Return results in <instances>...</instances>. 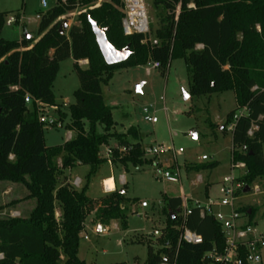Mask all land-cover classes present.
<instances>
[{"label": "trees", "instance_id": "obj_1", "mask_svg": "<svg viewBox=\"0 0 264 264\" xmlns=\"http://www.w3.org/2000/svg\"><path fill=\"white\" fill-rule=\"evenodd\" d=\"M98 2L58 0L41 14L38 38L30 40L25 35L18 41L5 40L9 13L0 12V182L21 185L27 191L23 200L0 206V213L11 209L0 218V253L4 255L0 264H86L78 252L86 220L93 214L102 225L118 221L128 230V215L135 201L126 197V187L123 193L116 190L97 199L87 195L90 179L108 161L101 157V147L112 139L117 143L114 163L126 170L128 164L139 167L147 163L142 159L144 146L136 128L127 134L112 133L117 123L102 93V85L124 68L159 62L166 70L173 60L183 59L190 95L234 92L237 107L227 115L223 132L227 133L234 116L247 108L231 132L233 161L246 164L247 173L241 179L246 187L259 180L264 187V0H153V7L161 11L157 29L151 30L157 44L144 43L143 35L124 34L122 0ZM74 13H78L77 23L61 34L62 18ZM90 20L107 29V39L117 50L130 46L126 62L105 63ZM68 59L74 60L80 81L75 103L68 108L67 128L76 136L63 145L48 147L45 124L39 120L36 105L26 104L25 97L56 107L64 121L67 114L56 106L53 85L60 64ZM80 61H87V66L82 67ZM98 126L103 133L97 132ZM253 127L257 130L249 136ZM120 148L127 152L120 154ZM78 165L90 169L86 186L81 191L59 186V177ZM26 200H35V208L27 216L11 217L12 209ZM164 203L168 225L157 239L159 247L152 239L147 242L146 264H212L205 256L213 250L223 253L226 247L221 226L213 217H202L193 206L183 220L175 221L170 212L181 211L182 199L166 198ZM240 212L253 223L257 210L247 207ZM183 228L201 236L203 243L181 241ZM239 264H247L245 251Z\"/></svg>", "mask_w": 264, "mask_h": 264}, {"label": "rangeland", "instance_id": "obj_2", "mask_svg": "<svg viewBox=\"0 0 264 264\" xmlns=\"http://www.w3.org/2000/svg\"><path fill=\"white\" fill-rule=\"evenodd\" d=\"M47 3L44 8L42 2ZM58 0H0V12H7L19 21L12 27L5 26L3 38L7 41H18L24 35V27L35 39L38 38L37 30L39 20L37 15L52 9ZM103 0H99L98 5ZM151 30L158 27L157 15L160 10L153 7V0H145ZM78 13L62 20H68V29L77 23ZM80 81L74 69V60L68 59L60 64V70L53 85L55 103L67 118L60 121L58 110H45L48 123L44 125L45 144L54 147L65 144L70 136H76L75 131L67 128L70 123L68 108L75 103L74 93L79 89ZM190 78L183 59H176L164 70L152 69V64L139 67L124 68L115 73L108 84L102 85L105 103L112 109L113 119L117 126L112 130L116 135L127 134L135 128L139 133V140L144 148L164 145L175 151L182 150L183 154L166 156L168 162L162 167L165 169L179 168L180 183L172 184L157 178L158 173L152 166L156 159L143 155L147 163L135 167L132 164L126 168L120 163L107 161L93 176L88 184L87 195L92 199L102 196L104 185L108 192L115 190L114 181L103 178L115 175L118 182L124 175L126 181L120 186L126 187V197L135 201L130 207L128 215V230L124 231L119 222L102 225L93 215L85 223V231L80 241L78 257L86 264H146L147 242L151 241L159 247L157 239L163 236L168 225V213L165 209L166 198L185 196L188 200L205 204L208 199H216L220 194V183L223 178L231 173L232 166V135L223 132L227 115L236 109L237 101L234 92L218 93L207 96L190 95ZM56 108V107H55ZM147 108L156 113L158 123L153 125L145 121L143 110ZM54 122V123H53ZM53 124V125H52ZM61 124V127L59 125ZM99 134L103 133L102 126L97 127ZM196 135L197 138L193 136ZM133 142L134 137L128 136ZM115 139L108 146L101 147V157L107 159V151L116 149ZM264 155V147H263ZM203 156L208 160L204 161ZM165 160V159H164ZM157 161V160H156ZM213 163L216 167L209 168ZM198 167L201 170H198ZM206 167V168H205ZM205 168V169H202ZM75 167L66 170L59 177V186H71L75 178L82 180V186L75 188L81 191L88 183L86 177L89 168H80L75 174ZM240 180L245 176L240 171ZM202 177V182L200 177ZM111 181L114 189L108 190L106 182ZM209 183L208 195L205 186ZM103 185V188H102ZM12 188V193L3 195ZM120 190V189H117ZM257 190V191H256ZM27 191L21 186L0 182V206L8 205L14 200H23ZM19 206L18 211L12 209L11 213L27 216L35 205V200H26ZM142 202H147L148 207L141 209ZM192 206V203H188ZM238 207L243 210L251 207L257 210L254 216V225L259 233L264 234V187L262 181L251 185L250 191L238 201ZM183 208L179 213H171L173 220H183ZM11 209L7 208L0 213V218L6 217ZM57 215L59 208L57 207ZM59 216V215H58ZM100 225V228H98ZM179 225V223H178ZM179 228V227H178ZM159 231V235H154ZM87 237L85 239L84 237ZM264 264V251L262 253Z\"/></svg>", "mask_w": 264, "mask_h": 264}, {"label": "built area", "instance_id": "obj_3", "mask_svg": "<svg viewBox=\"0 0 264 264\" xmlns=\"http://www.w3.org/2000/svg\"><path fill=\"white\" fill-rule=\"evenodd\" d=\"M65 1V0H64ZM125 17L122 21L123 31L126 36H132L135 34L143 35L145 37L144 43L148 41L152 44H157V40L151 38L150 20L148 16V9L145 0H122ZM44 8L47 7L45 1L42 2ZM41 15H37L36 19L40 20ZM19 21V18H15L13 15H7L5 19V26L12 27ZM80 63V62H79ZM152 69H161V63L152 62ZM25 103L30 105L34 103L39 112V120L41 123H48L46 115L43 114L45 110H56L55 107L48 106L40 101H33L32 98L27 95L25 97ZM248 112L247 108L241 109L234 116V123L229 127V132L233 131L235 122L246 115ZM143 116L146 122L150 124H157L158 119L156 113L150 109L145 108L143 110ZM54 123V122H53ZM53 125V124H52ZM61 127V124L59 125ZM257 127H253L248 135L252 136ZM246 148L242 149L245 152ZM127 152L126 148H120L119 153L123 154ZM113 149L107 151L108 162L111 163L113 156ZM183 151H175L173 148L165 147L164 145H155L144 148V155L146 157L156 159L153 162L156 172L159 174L157 178L172 184L180 183V171L179 168L170 167L165 169L162 167L165 162H168L166 156L172 155L173 158L177 159V156L182 155ZM163 159L165 162L159 161ZM165 159V160H164ZM204 161L208 160L207 156H203ZM240 171L243 175L247 173V167L244 162L233 161L232 155V166L231 173L224 177L220 183V194L216 199H208L205 204H201L198 201H192V206L200 210L202 217L210 216L221 226L223 234L226 239V247L223 253H219L216 250L209 252L205 258L212 264H239L240 255L242 251H245L247 264H262L264 251V234L259 233L254 223H250L249 216L240 212L238 207V201L241 197L245 196L246 186L240 180V175H236L235 172ZM201 180V178H200ZM81 179L75 178L71 185L74 188L81 187ZM105 187V186H104ZM257 191V190H256ZM182 212L183 218H185L190 209L189 200L183 196ZM148 207L147 202H142L141 208L145 209ZM11 217H19L18 213H11ZM154 235L158 236L159 231H154ZM87 239V237H84ZM181 241H185L188 244L199 245L203 243V238L196 233L190 231L187 228H183L181 232ZM4 259V255L0 253V260ZM167 264V263H162Z\"/></svg>", "mask_w": 264, "mask_h": 264}, {"label": "water", "instance_id": "obj_4", "mask_svg": "<svg viewBox=\"0 0 264 264\" xmlns=\"http://www.w3.org/2000/svg\"><path fill=\"white\" fill-rule=\"evenodd\" d=\"M62 24V28L60 30V33L63 34L68 29V20L64 19ZM91 26H92V32L96 38V42L99 46V49L101 51V54L105 60V63L109 66L118 65L121 63L126 62L130 56H131V49L130 46H127L126 48L122 50H117L107 39V29L100 28L96 22L90 20ZM25 37L30 40L32 39V35L29 34L27 31L24 33ZM194 138L197 136L194 135ZM250 191V188L247 187L245 190V193H248ZM124 191L121 190V193ZM180 210H178L177 213H179ZM100 228V225H99Z\"/></svg>", "mask_w": 264, "mask_h": 264}, {"label": "crops", "instance_id": "obj_5", "mask_svg": "<svg viewBox=\"0 0 264 264\" xmlns=\"http://www.w3.org/2000/svg\"><path fill=\"white\" fill-rule=\"evenodd\" d=\"M21 39V38H20ZM19 39V40H20ZM82 67H86L87 66V64H88V62L87 61H80V63H79ZM197 138V137H196ZM72 139V137L70 136V139L69 140H71ZM167 166V163L166 164H164V166ZM84 167H86V168H89L88 166H83V165H78V166H76L75 167V174H79V171L78 170H80V168H84ZM200 178H201V182H202V177L201 176H199ZM109 178H111L113 181H114V184H115V190L113 191V192H115L117 189H120V190H123V189H121L120 188V186H122L123 185V183L126 181V177L124 176V175H121L120 176V179H121V182L119 181L118 182V179H117V177L115 176V175H111V176H108V177H106V178H103L102 179V182H105V180H107V179H109ZM86 179H87V181H88V178L86 177ZM81 182H82V180H81ZM83 184V183H82ZM82 184H81V186H82ZM105 186V185H104ZM209 187H210V185H209V183H207L206 184V186H205V193L208 195V189H209ZM102 188H103V185H102ZM9 191H5L4 192V194L3 195H9V193H12V188L11 187H9V189H8ZM111 192H108L107 190H106V188L104 187V189H103V194H102V196L101 197H103V196H105V195H107V194H110ZM27 195V194H26ZM101 197H99V198H101ZM185 197V196H184ZM181 199H183V196H182V198ZM188 200V199H187ZM30 201V200H29ZM182 202H183V200H182ZM189 202H191L192 203V200H189ZM24 203H26V202H21L20 204H18L16 207V211H18V208H19V206H21V205H23ZM184 203H182V205H183ZM35 208V205L33 206V208H32V210ZM141 209H143V208H141ZM146 209V208H145ZM32 210H30V212L32 211ZM58 215H60V212H59V214ZM19 216H20V214H19ZM113 222H115V223H117L118 221H113ZM99 228V227H98ZM127 231V230H126Z\"/></svg>", "mask_w": 264, "mask_h": 264}, {"label": "bare ground", "instance_id": "obj_6", "mask_svg": "<svg viewBox=\"0 0 264 264\" xmlns=\"http://www.w3.org/2000/svg\"><path fill=\"white\" fill-rule=\"evenodd\" d=\"M106 184H107V189L108 190H113L114 189V186H113L111 181L106 182Z\"/></svg>", "mask_w": 264, "mask_h": 264}]
</instances>
